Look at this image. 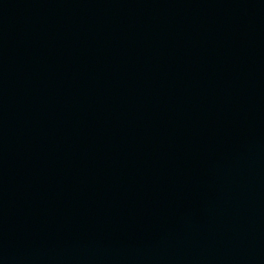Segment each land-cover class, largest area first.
<instances>
[{"label":"water","instance_id":"95a60500","mask_svg":"<svg viewBox=\"0 0 264 264\" xmlns=\"http://www.w3.org/2000/svg\"><path fill=\"white\" fill-rule=\"evenodd\" d=\"M0 264H264V0H0Z\"/></svg>","mask_w":264,"mask_h":264}]
</instances>
